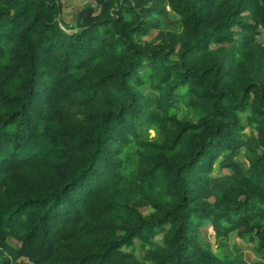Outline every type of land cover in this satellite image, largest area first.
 I'll list each match as a JSON object with an SVG mask.
<instances>
[{
  "label": "trees",
  "instance_id": "trees-1",
  "mask_svg": "<svg viewBox=\"0 0 264 264\" xmlns=\"http://www.w3.org/2000/svg\"><path fill=\"white\" fill-rule=\"evenodd\" d=\"M106 1L0 0V264H264V0Z\"/></svg>",
  "mask_w": 264,
  "mask_h": 264
},
{
  "label": "rangeland",
  "instance_id": "rangeland-1",
  "mask_svg": "<svg viewBox=\"0 0 264 264\" xmlns=\"http://www.w3.org/2000/svg\"><path fill=\"white\" fill-rule=\"evenodd\" d=\"M62 1V8L61 12L58 17V23L59 25L66 29L67 31H76L81 23L85 21L87 18L88 13H93L94 15H100L104 13L106 9V0H61ZM91 7V11L88 9ZM176 14L171 11L170 9L165 10L162 14H159V20L160 24L157 26L153 25L151 28V35H158L159 30L163 28V31H167V27H171L176 19ZM257 39L264 42V28H261L258 35ZM147 84L148 82H144L141 86L140 89L143 92H146L147 90ZM187 111V108L182 104L179 103V110L178 114L180 117H182ZM242 121H243V129L242 133L244 135H253L259 140V132L257 129L252 128L248 125L246 121V112H243L242 114ZM154 132L153 130L150 129V134L152 135ZM129 147H126V152L124 154V159L126 161V165H129V162L132 161L131 155H129ZM224 153L226 151H222L216 160L213 163V173H219V172H226L228 171L227 168L225 167H220V160L223 158ZM129 156V157H128ZM238 159H240L244 166L246 167L248 165V162L244 156V148H240L238 154L236 155ZM128 158V159H127ZM150 210V208H146L145 211ZM198 238L200 241H206L209 242L211 248L213 251L222 258H225L226 255V250L220 249L216 246L215 244V239H214V233L211 230V226L208 223V221L204 220L202 224L199 226L198 230ZM9 242L12 244H17V242L13 238L8 239ZM229 242L230 245H233L237 248H239L245 256L250 257V259H256L257 256L255 255L253 251V245L255 244L256 241H246L242 238H240L235 231H232L229 234ZM139 241L137 242V244Z\"/></svg>",
  "mask_w": 264,
  "mask_h": 264
}]
</instances>
